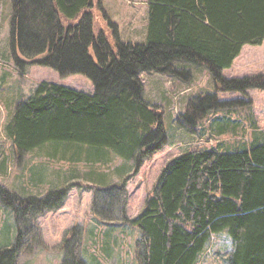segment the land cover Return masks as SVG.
Instances as JSON below:
<instances>
[{"label": "trees", "instance_id": "trees-1", "mask_svg": "<svg viewBox=\"0 0 264 264\" xmlns=\"http://www.w3.org/2000/svg\"><path fill=\"white\" fill-rule=\"evenodd\" d=\"M90 8L91 0H12L10 46L17 66H45L61 77L81 74L94 86V93L87 94L40 82L16 104L5 126L18 153L47 146L53 156L60 148L61 155L68 149L78 158L85 148L86 161L99 163L109 161L112 151L131 161L136 174L145 159L167 144L163 113L145 98L142 73L189 81L190 71L177 68L176 61L205 67L216 89L192 98L179 116L180 125L193 128L209 113L245 102L221 101L217 92L247 96L251 89L264 91V73L222 74L244 45L264 41V0H149L143 43L122 40L111 21L109 34H95ZM214 120L216 134L228 131V118ZM80 175L91 183L95 218L110 225L101 234L105 257L111 254L109 235L117 223L138 229V264H197L211 236L225 232L233 243L227 264H264L262 138L195 147L173 157L133 217L125 212L127 174L110 184L100 173ZM70 185L44 196H21L0 183V203L12 213L16 231L12 243L0 244V264H17L24 238L37 228L35 218L61 208ZM117 203L121 211L115 216ZM96 231L92 227L89 233ZM83 232L78 225L66 232L63 247L69 250L61 264H102L101 254L85 252Z\"/></svg>", "mask_w": 264, "mask_h": 264}, {"label": "rangeland", "instance_id": "rangeland-1", "mask_svg": "<svg viewBox=\"0 0 264 264\" xmlns=\"http://www.w3.org/2000/svg\"><path fill=\"white\" fill-rule=\"evenodd\" d=\"M148 1L91 0L89 11L92 14L94 33L103 30L109 34L108 22L111 20V23L120 26L123 35L126 36L134 18L137 22L135 35L141 37L146 22L145 10ZM135 9H138L137 15L133 12ZM12 12V0H0V183L21 196H44L54 187L71 184L68 197L61 208L45 212L35 218L37 228H33L34 231L24 238L25 245L17 264H61L66 249L69 250L63 247L64 235L75 225L83 227L82 239L87 249L94 254L102 253V230L110 225L95 218L91 183L80 174L88 171L100 173L105 175L106 184L118 181L121 174H127L129 179L126 187L125 212L127 216L133 217L143 207L145 198L152 191L163 167L183 151L195 147L214 146L219 142L232 146L258 137L264 141V91L257 89L249 90L247 96H242L238 92H217L216 95L221 101L241 98L245 102L242 105L211 112L193 128L180 125L179 116L187 110L190 100L201 94L214 93L216 89L212 75L205 67L176 61L177 68L190 71L189 81L159 73H142L147 101L156 105L163 113L167 144L160 152L145 159L136 174L133 173L131 161L119 159L112 151L109 153V161L99 163L86 161L84 147L78 158L72 156L73 152L68 149L61 155L60 148L53 156L47 146L18 153L6 136L5 126L16 104L28 98L40 82L66 85L87 94L94 93V86L81 74L61 77L49 67L30 63L24 68H19L10 46ZM90 53L94 56L92 49ZM257 73H264V41L260 45H244L232 69L225 75L222 71L227 78ZM223 116L230 120L228 131L216 134L217 121L214 119ZM118 205L114 204L115 216L121 211V206ZM14 225L12 213L4 209L0 203V244L7 245L6 242H13ZM115 225L117 230L109 235L111 257L108 256L107 259L101 254L98 256L99 260L102 264H138L135 258L138 229L132 225L120 226L117 223ZM92 227L97 230L98 239L90 238L89 230ZM37 230L39 232L36 234ZM7 237L9 239H6ZM232 248V240L226 232L213 234L199 255L197 264H227Z\"/></svg>", "mask_w": 264, "mask_h": 264}, {"label": "crops", "instance_id": "crops-1", "mask_svg": "<svg viewBox=\"0 0 264 264\" xmlns=\"http://www.w3.org/2000/svg\"><path fill=\"white\" fill-rule=\"evenodd\" d=\"M137 11H138V9H135L133 12H134V14L135 15H137ZM145 13H146V18H145V20H146V22H145V24H144V26H143V31H142V33H141V37H137V35H135L136 34V30H137V22H136V20L133 18V20L131 21V27L129 28V30H128V32H127V35L126 36H124L123 35V33H122V31H121V29H120V26L119 25H117L116 23V25H117V29H118V34H119V37L122 39V40H124L125 42L126 41H129V42H139V43H143L144 41H145V39H146V29H147V18H148V4H147V6H146V10H145ZM111 21V20H110ZM112 22V21H111ZM139 29V28H138ZM139 35H140V33H139ZM135 36V37H134ZM236 60V59H235ZM234 64V63H233ZM232 69V67L231 68H229V69H225V70H223V74L225 75V73L228 71V70H231ZM144 92H145V86H144ZM144 96H145V93H144ZM145 98H146V96H145ZM147 99V98H146ZM38 178V177H37ZM69 231V230H68ZM15 229H14V235H15ZM83 234H84V232H83ZM90 234V233H89ZM95 234H96V232L93 234V235H90V238L91 239H95ZM13 235V236H14ZM64 236H66V234L64 235ZM63 236V237H64ZM63 243H64V240H63ZM82 244H83V247L85 248V252L87 253V252H89V253H94V252H90L88 249H87V247L85 246V241L82 239ZM102 245H103V241H102ZM63 246H64V244H63ZM110 246V245H109ZM118 246H119V244H118ZM102 247V246H101ZM111 255V254H110ZM110 255H108L109 257H111ZM108 256L106 257L107 259H108Z\"/></svg>", "mask_w": 264, "mask_h": 264}]
</instances>
